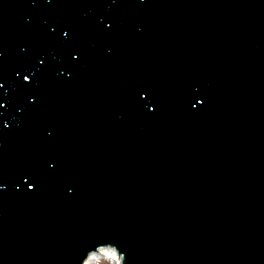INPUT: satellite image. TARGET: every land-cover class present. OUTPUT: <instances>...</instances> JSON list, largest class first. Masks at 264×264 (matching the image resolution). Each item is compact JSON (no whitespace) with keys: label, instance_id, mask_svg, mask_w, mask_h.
<instances>
[{"label":"water","instance_id":"water-1","mask_svg":"<svg viewBox=\"0 0 264 264\" xmlns=\"http://www.w3.org/2000/svg\"><path fill=\"white\" fill-rule=\"evenodd\" d=\"M0 184V264H264V0H0Z\"/></svg>","mask_w":264,"mask_h":264},{"label":"bare ground","instance_id":"bare-ground-1","mask_svg":"<svg viewBox=\"0 0 264 264\" xmlns=\"http://www.w3.org/2000/svg\"><path fill=\"white\" fill-rule=\"evenodd\" d=\"M100 256H107L112 257L116 261L120 260V256L117 254L116 251L109 249V248H102L98 252L93 253L90 258L87 259L85 264H91L95 259H97Z\"/></svg>","mask_w":264,"mask_h":264},{"label":"rangeland","instance_id":"rangeland-1","mask_svg":"<svg viewBox=\"0 0 264 264\" xmlns=\"http://www.w3.org/2000/svg\"><path fill=\"white\" fill-rule=\"evenodd\" d=\"M91 264H117V262L112 259V257L100 256L95 259Z\"/></svg>","mask_w":264,"mask_h":264},{"label":"snow or ice","instance_id":"snow-or-ice-1","mask_svg":"<svg viewBox=\"0 0 264 264\" xmlns=\"http://www.w3.org/2000/svg\"><path fill=\"white\" fill-rule=\"evenodd\" d=\"M65 35H67V33H65ZM24 79H25V80H28L29 77H28V76H25ZM28 187H29V188H34L35 185L30 183V184L28 185ZM0 188H3V184H0Z\"/></svg>","mask_w":264,"mask_h":264}]
</instances>
